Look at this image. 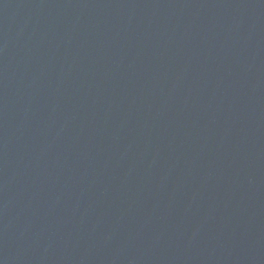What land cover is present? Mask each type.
<instances>
[{
    "label": "water",
    "instance_id": "obj_1",
    "mask_svg": "<svg viewBox=\"0 0 264 264\" xmlns=\"http://www.w3.org/2000/svg\"><path fill=\"white\" fill-rule=\"evenodd\" d=\"M0 264H264V0H0Z\"/></svg>",
    "mask_w": 264,
    "mask_h": 264
}]
</instances>
